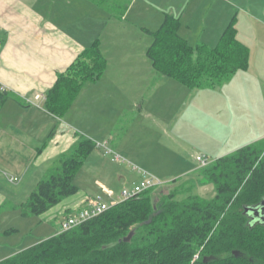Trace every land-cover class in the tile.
I'll use <instances>...</instances> for the list:
<instances>
[{
  "label": "crops",
  "instance_id": "0c3cea01",
  "mask_svg": "<svg viewBox=\"0 0 264 264\" xmlns=\"http://www.w3.org/2000/svg\"><path fill=\"white\" fill-rule=\"evenodd\" d=\"M115 1L122 4L113 8ZM148 1L140 6V0H131L121 14L129 0H106L103 5L97 0H0V89L10 94L0 112V215L9 206V213L22 216L20 207L82 138L108 148L97 147L86 161L76 178V195L37 217L53 227L54 235L45 240L60 234L67 214L84 208L96 195L115 201L120 194L117 189L141 181L134 169L116 160V154L162 182L175 178L173 171L180 168L199 181L197 174L203 167L197 156H206L212 163L264 139L257 121L254 131L240 128L232 136L224 135L219 123L212 129L208 123L195 122L205 120L208 107L222 113L223 92L239 89L241 72L264 67L260 60L253 61L252 38L248 40L239 29L240 13L258 17L254 6L249 8L248 0H172L171 12L165 14L181 19L190 45L215 47L236 18L238 40L250 50L248 70L239 71L222 87L193 90L158 74L147 57L152 43L147 31L158 30L164 21L162 11ZM150 9L159 16L148 13ZM257 24L263 28L262 18ZM97 41L107 60L103 77L84 86L63 118L49 113L47 93L59 75ZM259 57H264V49ZM211 142L216 144L209 150ZM89 169L97 173L88 175ZM109 193L114 196L110 198ZM38 243L11 252L4 260Z\"/></svg>",
  "mask_w": 264,
  "mask_h": 264
},
{
  "label": "trees",
  "instance_id": "16d2710c",
  "mask_svg": "<svg viewBox=\"0 0 264 264\" xmlns=\"http://www.w3.org/2000/svg\"><path fill=\"white\" fill-rule=\"evenodd\" d=\"M236 25L234 18L215 47H193L179 35L181 19L165 14L158 30L147 31L152 43L146 55L158 74L189 89H216L249 67L250 50L238 40ZM106 69L97 41L59 75L47 93V111L63 118L84 86L99 82ZM9 99L0 89V112ZM97 147L82 138L62 155L20 207L22 216L40 217L76 195V178ZM199 182L213 186V198L195 194V185L187 193L156 195L167 185L153 188L0 264H264V223L245 213L264 200V139L210 163Z\"/></svg>",
  "mask_w": 264,
  "mask_h": 264
},
{
  "label": "rangeland",
  "instance_id": "374dc122",
  "mask_svg": "<svg viewBox=\"0 0 264 264\" xmlns=\"http://www.w3.org/2000/svg\"><path fill=\"white\" fill-rule=\"evenodd\" d=\"M146 1L140 0L139 2L141 4L140 6H142ZM200 1L202 3L204 0H200ZM148 2L150 6L151 4L155 5V6L153 5L151 6L153 7V9L157 11L158 9H160V11H162V19L164 18L165 13L171 12V8L173 5L172 0H149ZM118 3L117 1H115L112 7L115 8L118 7L120 4H122L120 2ZM247 4L249 5L248 6L249 8L251 7V5H253L256 10L254 12H257V14L259 13V15L258 17H256L254 14H252L255 17L253 18L252 15H250V18H248V14L246 12L240 13L239 29H241L242 35L246 36L248 40L252 38L250 41L251 43L249 42V44L253 52V61L256 62V60L258 59L264 64V57L258 58V56L261 54V51L263 52L264 49V26L262 28L260 24H257V21L261 18L264 21L263 18L264 0H248ZM155 10L151 11L150 9L148 13L150 12L153 15L157 14L156 16L158 17L159 15ZM133 18H135L134 14H133ZM249 20H251L253 24L252 22L250 23ZM155 26H160V25L156 23ZM181 29L179 35L187 40L188 37L186 38V36H189V32L186 31L185 27L184 28L181 27ZM197 29L195 31H198ZM201 34H202V30L200 31V35ZM191 45L194 46L192 43ZM254 70H252L249 73L241 72L239 74L237 78L238 79L237 82H240L239 84L241 85L239 86V89H236V92H234L235 89L233 88H226L224 90L223 97L221 98L222 100L224 99V103L226 104V106L223 108L221 114L219 115L216 114L215 109L208 107L206 109L208 113L205 114L206 117H204L205 120L198 118L196 119L197 121L195 122L198 125L200 124L204 125L208 123L212 125V129L215 127L217 123H219L221 128L223 129V134L227 136H232L240 128L242 130H246L247 132L254 131L255 128L254 123H256V121L259 123L257 125H260L258 132L260 133L261 130H264V67L260 68L256 66ZM238 112H241V114ZM251 127L253 128L252 131H251ZM196 129L197 126L193 128L195 133H196ZM256 136L257 135H255V138ZM195 144L196 143H194V145ZM215 144L216 143L211 142V144L208 145L207 149L211 150ZM195 146L198 151H201L202 147L198 148L197 144ZM126 160L125 161L122 160L123 163H126L125 167H130L131 170L134 169L135 163ZM194 166L196 167V164H194ZM184 170L185 169L182 170L180 168V170L173 171L175 178L171 179L170 181H164L165 185L167 186L161 188L162 190L156 191L155 194L159 195L160 191H163L166 194L169 193L170 191H178V193H183V192L187 193L188 191L191 192L192 186L195 185V189L193 191L195 194H198L205 199H210L214 197L215 191L212 185L202 186L201 183L198 180H196L198 176L195 177V175L193 174L186 176L187 173H184L185 172ZM134 171H136L135 176L139 180H142L143 175L140 174L138 170L134 169ZM86 172L88 173V175H91L97 173V170L91 171L89 169ZM147 173L152 175L149 172ZM197 175H199V173ZM175 180H177V182H174ZM121 190L122 189H117L118 192L119 191L121 192ZM8 207L9 206H7L4 209V211L1 212L0 215V261L4 260V258L9 256L11 252L20 251L21 248H25L27 246H30L31 244L38 243L39 240H43V239L45 240L47 236L54 235L52 231L53 227H51V225L49 224H46L48 226L43 225L37 220L38 219L37 217H32L27 219L22 217L19 213H13V212L9 213ZM10 229L19 230V233H17L16 231L15 234H11L8 236L1 235V233L3 232L12 231Z\"/></svg>",
  "mask_w": 264,
  "mask_h": 264
},
{
  "label": "built area",
  "instance_id": "2783aa9c",
  "mask_svg": "<svg viewBox=\"0 0 264 264\" xmlns=\"http://www.w3.org/2000/svg\"><path fill=\"white\" fill-rule=\"evenodd\" d=\"M97 146L105 149L107 148L102 145ZM106 150H108V148ZM109 152L112 151L109 150ZM115 158L118 161L126 160L117 154L115 155ZM195 159L203 168L207 167L210 164L206 156L200 155ZM134 169L138 170V172L143 175V179L141 181L133 184L129 188L122 189L119 194V198L115 201L108 200V198L102 194L96 195L92 200L88 202V204L84 208L74 211L70 213L68 217H66L61 227V233L68 232L80 226L81 224H84L85 222L102 215L103 213L107 212L112 207L118 205L123 201L138 197L147 190L162 187L165 185V183L162 182L159 178L148 174L147 172L137 168L136 166H134ZM108 196L112 198L114 195L113 193H109Z\"/></svg>",
  "mask_w": 264,
  "mask_h": 264
},
{
  "label": "water",
  "instance_id": "95a60500",
  "mask_svg": "<svg viewBox=\"0 0 264 264\" xmlns=\"http://www.w3.org/2000/svg\"><path fill=\"white\" fill-rule=\"evenodd\" d=\"M245 213L250 217L253 222L264 223V200L259 205L246 208ZM148 223H150V221ZM133 234L134 233H131L125 239V242L131 241Z\"/></svg>",
  "mask_w": 264,
  "mask_h": 264
}]
</instances>
